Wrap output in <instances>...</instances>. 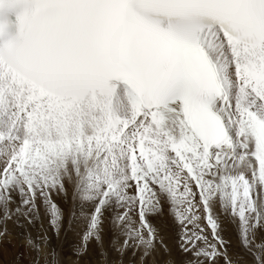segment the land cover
Wrapping results in <instances>:
<instances>
[{"label":"snow or ice","instance_id":"1","mask_svg":"<svg viewBox=\"0 0 264 264\" xmlns=\"http://www.w3.org/2000/svg\"><path fill=\"white\" fill-rule=\"evenodd\" d=\"M57 197L84 251L176 264L167 213L183 264H237L223 219L264 264V0H0V225L57 234Z\"/></svg>","mask_w":264,"mask_h":264},{"label":"rangeland","instance_id":"2","mask_svg":"<svg viewBox=\"0 0 264 264\" xmlns=\"http://www.w3.org/2000/svg\"><path fill=\"white\" fill-rule=\"evenodd\" d=\"M56 202L64 212L61 227L57 234H54L47 217L37 221L34 225L22 221L23 226L17 227L11 220L0 225V227L7 229L6 234L0 236V264H37V262L38 264H45V250L42 248L38 256L37 252L29 248L26 242V233H30L35 238L44 232L51 238L49 247L55 248L60 264H137V258L132 255L131 251L123 256L115 252L112 247L114 231L107 223L102 233L103 249L93 240L88 243L87 250L84 251L82 235L85 230V223L81 217L79 203L74 204L71 197L67 199L57 197ZM153 223L165 237V243L171 250L172 258L176 264H183L186 258L176 247V229L170 217L165 213L163 216L154 218ZM222 228V234L225 238L228 232L231 233L232 230L229 229L230 231H228L226 222ZM225 239L231 242L228 249L229 255L237 260V264H252L251 256L243 254L234 244V239L230 240L229 237ZM101 251H104L106 255L102 256ZM160 260L161 257L157 256L155 261H150V264H157ZM220 264L223 262L221 261Z\"/></svg>","mask_w":264,"mask_h":264},{"label":"bare ground","instance_id":"3","mask_svg":"<svg viewBox=\"0 0 264 264\" xmlns=\"http://www.w3.org/2000/svg\"><path fill=\"white\" fill-rule=\"evenodd\" d=\"M224 222H226L227 223V229H228V231H230L229 229H231L232 231H231V233L230 232H228V234L225 236V238H228L229 237V239L231 240H233L234 239V244H236V247L238 248V249H240L241 250V252L243 253V254H245L246 256H250V255H248L246 252H244V250L241 248V246H240V244H239V240H238V237H237V233H236V229H235V226L233 225V224H231L227 219H223L222 220V224H221V226L223 227V224H224ZM223 229V228H222ZM227 231V230H226ZM225 232V231H224ZM223 233V232H222ZM165 238V237H164ZM233 242V241H232ZM12 245H13V243H12ZM3 249V248H2Z\"/></svg>","mask_w":264,"mask_h":264}]
</instances>
